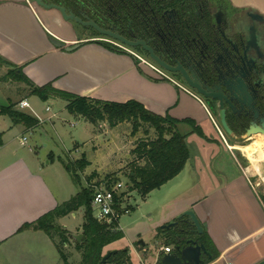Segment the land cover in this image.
Listing matches in <instances>:
<instances>
[{
  "label": "crops",
  "instance_id": "0c3cea01",
  "mask_svg": "<svg viewBox=\"0 0 264 264\" xmlns=\"http://www.w3.org/2000/svg\"><path fill=\"white\" fill-rule=\"evenodd\" d=\"M245 1L264 12V0ZM78 31L75 22L66 21L60 11L40 7L34 0H0V56L16 67H22L23 73L35 85L51 83L55 89L107 102L133 100L155 114L169 115L177 120L190 119L197 125L208 117L206 108L190 90L174 81L162 79L133 55L107 48L96 36L89 37L85 30ZM51 37L63 42L64 46H54ZM73 45H78V48L67 51L66 47ZM22 100L30 104L29 112L22 109L24 113L45 122L33 108L35 103L32 104L29 98ZM64 102L66 107L67 102ZM47 107L50 110L46 111L50 112L51 107ZM199 108L204 112L202 115ZM0 115L6 120L0 129V248L16 238H21L20 243L13 247L26 248L22 241L36 239L37 249L32 246L24 251L25 254L44 258L49 247L59 253L57 244L44 231L19 230L65 202L71 192L70 184L64 173H58L59 182L52 180L51 174L37 161L22 156L5 143L7 134L15 130L24 135L20 142L25 146L28 141L26 133L34 131L37 126L28 129L24 123H16L8 115ZM51 119L52 116L48 117ZM181 126L189 127L186 124ZM190 131L189 137L198 135L192 133V129ZM24 139L26 144L22 143ZM208 145L222 150V145ZM194 155L192 158H197ZM207 157V160L198 159L204 167H210V173L204 177L202 173L183 175L181 172L156 189L166 190L172 184L167 193H162V200L166 201L165 211L152 229L157 237L166 238L168 229H161L160 234L157 229L192 210L219 251L220 255L213 263L256 264L264 259V195L257 187L260 183L252 181L243 168L229 167L227 161L214 154L213 148L211 156ZM125 203L126 200L123 205ZM70 234L73 237L74 234ZM193 234L196 238L198 233ZM141 241L133 250L127 248L131 264L133 254L140 264H156L158 258L166 253L163 247L170 246V253L175 251L176 244L169 243L168 238L159 246ZM113 250L116 249L106 247L107 252Z\"/></svg>",
  "mask_w": 264,
  "mask_h": 264
},
{
  "label": "rangeland",
  "instance_id": "374dc122",
  "mask_svg": "<svg viewBox=\"0 0 264 264\" xmlns=\"http://www.w3.org/2000/svg\"><path fill=\"white\" fill-rule=\"evenodd\" d=\"M75 29L77 31L85 30L84 33H87L89 37L96 36L98 39L101 38L102 41L109 39L96 34L92 27H85L77 22H75ZM110 41H113L114 44L112 43L111 45L116 47L115 50L119 52L122 51L123 53L130 54V51H133L128 48V50H125L124 47L121 46L122 44L114 40L110 39ZM133 52L137 53L148 62L152 61L148 59L147 56L143 55V53L137 51ZM10 69V67L0 63V107L8 106L12 103L15 104L13 110L23 112L19 107V103L22 99L29 98L32 104L35 103L33 108L45 119V122L36 118L38 120L37 127L34 126L36 127L34 131L26 133L25 137L28 141L25 146L21 145L20 142V138L24 135L15 130L7 134L5 143L22 156H29V158L31 157L33 160L37 161L39 165L46 169L47 173L51 174L50 178L52 180L59 182L58 173H64L71 187V192L66 198V201L74 196L80 187L74 185L60 162V159H64L67 163L73 164L84 157L85 161L90 163L82 173L80 171L77 172L81 178V186L85 189L90 188V183L101 184L107 181H110V185H114L116 182H122L126 186V190L124 191L129 197L123 207L133 209L128 213L124 212L120 216L118 227L124 232V236L109 244L107 248H115L116 250L128 248L133 250L135 244H139L140 240L148 242L153 246H159V244L165 242L167 238L169 239V243L175 246L173 242L174 227L167 230L166 238L157 237L158 235H156V232L152 229L154 222L160 218L162 211H165L164 205H166V201L162 200L164 198L162 193L164 191L167 193V189H169L172 184L166 188V190H155L148 196L143 197L137 190L133 189V183L129 179L131 170L137 164H143L138 159V146L143 141L149 142L155 139L157 137L155 130L146 124L137 130L134 128L133 123L130 122L120 123L113 127L110 126L108 122L92 124L89 120L81 116L70 114L65 107L64 100L42 101L40 98L31 96V88L29 86L17 82L7 75ZM160 77L164 80H170L163 76ZM47 106L51 107L50 112L46 111ZM198 110L201 115L204 113L200 108ZM25 111L29 112V109L26 108ZM51 116L52 119L48 120V117ZM3 121L6 120L0 115V129H2V124H4ZM200 125L205 137H200L198 135L188 137L191 155L195 156L194 154H196L197 158H192L188 161L185 169L182 171V173H184L183 175H185V173H202L204 177L206 173H210V167H204L202 165L203 163L198 159L201 157V160H207L209 158L207 156H211L213 148L214 154L224 161H227L229 167L236 170H242L243 168V170L250 175L252 181L256 183L259 182L260 185L257 187L260 193L264 195V144L261 150L256 153L258 156V163L256 164L245 151L248 146L256 144L260 138L264 139V137L262 135L254 136L251 141L252 144L249 145H242L228 140V143L225 142V144L221 146L222 150L219 151V149L215 148L216 144L214 145L215 142L212 140L214 137H217V133L211 121L206 118L204 121L200 122ZM29 128L33 127H28V129ZM7 130L8 129H5V132H7ZM179 130L182 133L191 134V128L188 126H179ZM208 143L213 144L215 147L209 146ZM30 149L32 152H30ZM259 154L263 157H259ZM84 213L85 210L82 209L76 211L74 214L59 218L56 220V225L73 234H79L78 232L82 233ZM95 215L96 212H94V217ZM162 226L163 225L157 229L158 234H160ZM53 237L54 242L58 244L59 248L64 253L66 263L62 260L59 253L51 247L47 249V254H45L46 256L44 258H33L34 254H25L24 251L31 249L32 246L33 249L36 250V239L22 241L27 247L15 249L16 247H13V245L16 243L18 247L21 239L16 238L17 240H12L0 248V264H46L45 262L48 264H54V262L55 264H80L82 260V251L77 249V241L71 236L68 245H63L61 233L54 232ZM16 251H20V253H16ZM106 253L105 247L103 255ZM131 259L133 264H140L135 254H133Z\"/></svg>",
  "mask_w": 264,
  "mask_h": 264
},
{
  "label": "flooded vegetation",
  "instance_id": "af4514ba",
  "mask_svg": "<svg viewBox=\"0 0 264 264\" xmlns=\"http://www.w3.org/2000/svg\"><path fill=\"white\" fill-rule=\"evenodd\" d=\"M81 1V17L92 20L93 16L100 27L129 41H144L160 61L176 69L160 67L142 45L131 47L94 29L109 38L105 42L110 45L111 39L143 53L169 79L193 92L217 133L214 144L230 140L249 145L254 136L264 137V12L255 5L245 0H156L158 13L148 0H141L139 9H135V0H95L97 9L90 12L89 0ZM158 14L155 25L147 23L136 31L135 17ZM119 16L130 18L125 30L112 24ZM244 51L246 57H241ZM223 113L231 133L223 124ZM253 129L261 132L247 136Z\"/></svg>",
  "mask_w": 264,
  "mask_h": 264
},
{
  "label": "trees",
  "instance_id": "16d2710c",
  "mask_svg": "<svg viewBox=\"0 0 264 264\" xmlns=\"http://www.w3.org/2000/svg\"><path fill=\"white\" fill-rule=\"evenodd\" d=\"M46 3H55L71 9L76 15H80L81 0H44ZM95 0H89V11L97 9ZM150 8L160 9V3L156 0H148ZM141 0H135V9H139L142 5ZM159 13V12H158ZM91 14V13H90ZM129 17L114 18L113 25L120 30L126 29V22ZM92 20H96L92 16ZM159 20L157 17L150 18H134L136 31L141 30L143 25ZM102 27H105L102 25ZM96 32V31H95ZM97 34V32H96ZM122 52V51H120ZM0 63L10 67L7 75L17 82L24 83L31 88V96H37L42 101H47L50 98H60L67 102L66 109L72 115L81 116L92 124L98 122H108L110 126H116L120 123H133L137 130L143 125H148L154 129L157 137L149 142L143 141L137 148L139 153L138 159L143 164H137L130 172L129 179L133 183V189L137 190L143 197L148 196L152 191L160 188L178 174H180L186 164L190 160L191 149L188 143V133H182L179 130L181 125H189L192 133H196L201 137H205L202 129L193 120H177L169 115L161 116L155 114L137 101H128L125 103H115L92 99L85 96H80L65 91L55 89L51 83L44 86L35 85L22 71V67H16L9 61L0 56ZM15 104L10 103L8 106L0 107V114H5L11 117L16 123H24L27 127H34L38 124V120L26 113L13 110ZM84 158V157H83ZM80 159L75 163H67L64 159H60L64 169L71 177L73 183L80 187L76 195L72 196L68 201L57 206L53 211L42 216L33 223L25 224L19 231L34 229L44 231L52 240L53 233L59 232L63 238V245H68L70 232L61 229L56 225V220L66 217L81 208L85 210L83 223V239L81 243H77V249L82 251V260L80 264H99L103 255V250L112 242L121 239L124 234L118 228V221H114L112 225H107L97 221L94 217L92 208V200L94 191L91 188L85 189L81 186V178L77 173L84 171L90 164L84 159ZM110 186V181L106 182ZM179 222L175 227L173 242L184 244L185 240L190 238L204 244L207 251L212 255V260L219 257V251L210 239L207 231L203 234L193 236V226L184 223L183 219H177ZM187 230L188 236L179 234V230ZM58 246V244H57ZM58 250L62 260L66 263V257L58 246ZM211 261H208V263ZM107 264H131L128 257V249L119 250L113 254L107 261Z\"/></svg>",
  "mask_w": 264,
  "mask_h": 264
},
{
  "label": "water",
  "instance_id": "95a60500",
  "mask_svg": "<svg viewBox=\"0 0 264 264\" xmlns=\"http://www.w3.org/2000/svg\"><path fill=\"white\" fill-rule=\"evenodd\" d=\"M34 3H36L38 6L43 7L45 9H56L60 11L62 17L66 21H74L77 22L85 27H92L95 29L100 35L110 37L112 39L118 40L122 42L123 44H126L131 47H137L142 45L144 50L148 51L150 53V57L153 61H155L160 67L165 68L168 71H176L175 68L169 67L166 63L160 61V59L154 54L151 47H149L144 41H129L128 39L124 38L123 36L119 35L116 32H113L111 30H106L100 27L98 24H96L93 20L89 18H84L81 16L76 15L71 9H68L64 6L55 4V3H46L44 0H34ZM51 43L56 47H63L64 43L60 42L58 39H55L53 37L50 38ZM101 44L107 48H113L112 45L108 44L105 41H99ZM78 48V45H73L70 47H66L67 51H73ZM256 50H254V57H257ZM246 57V52H243V56ZM193 87V86H192ZM223 124L226 128V130L231 133V129L228 127V125L225 122L224 119V113H223ZM261 131L256 130H250L247 133V136H251L252 134L258 133ZM264 134V131L262 132ZM190 158H192V155H190ZM179 219H183L184 223H187L191 226H193V230L191 232L203 234L204 233V226L200 222L199 218L197 217L196 213L192 210H188L184 212V214L179 217ZM178 221L163 225L161 227L162 230L169 229L171 227H176L178 225ZM187 230H179V234L183 236H188ZM73 238L77 241V243H81L83 239V234H74ZM144 243L143 241H141ZM118 250H113L107 252L101 259L99 264H107L108 259L113 255L116 254ZM205 257V258H204ZM208 261H211L208 263ZM214 260H212V255L207 251L204 244H200L198 241L194 239H186L184 244H177L175 246V251L173 253H164L162 254L156 264H218L213 263ZM256 264H264V259L260 260Z\"/></svg>",
  "mask_w": 264,
  "mask_h": 264
},
{
  "label": "built area",
  "instance_id": "2783aa9c",
  "mask_svg": "<svg viewBox=\"0 0 264 264\" xmlns=\"http://www.w3.org/2000/svg\"><path fill=\"white\" fill-rule=\"evenodd\" d=\"M113 42V41H110ZM125 50H128L124 47ZM130 54L133 55L141 64L148 66L152 69L159 77L163 76L169 79L167 74L155 64L153 61L148 62L144 60L137 53L130 51ZM171 81H174L170 79ZM175 82V81H174ZM176 83V82H175ZM19 107L21 109L30 108V104L27 100H22L19 103ZM50 110L49 107L46 109ZM23 144H26V139L23 140ZM89 187L94 191L93 200H92V208L94 212H96L95 218L97 221L101 223H105L107 225H112L114 221H119L120 216L125 212H130L129 208H124L123 203L128 199L125 189V185L122 182H116L114 185L108 186L107 183L101 184H89ZM119 229V227L117 228ZM163 250L166 253H170L172 248L170 246L163 247Z\"/></svg>",
  "mask_w": 264,
  "mask_h": 264
},
{
  "label": "bare ground",
  "instance_id": "6f19581e",
  "mask_svg": "<svg viewBox=\"0 0 264 264\" xmlns=\"http://www.w3.org/2000/svg\"><path fill=\"white\" fill-rule=\"evenodd\" d=\"M264 144V139H259L256 144H253L251 146H248L245 151L248 153V155L251 157L252 161L256 164L258 163V156L256 155L257 152H259L261 150V147ZM262 155L259 154V157H261ZM263 157V156H262ZM260 160V158H259Z\"/></svg>",
  "mask_w": 264,
  "mask_h": 264
}]
</instances>
